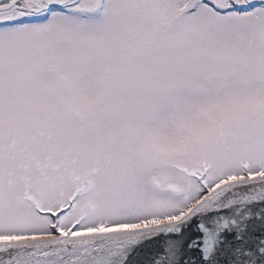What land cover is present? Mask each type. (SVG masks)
Returning a JSON list of instances; mask_svg holds the SVG:
<instances>
[{
    "label": "snow or ice",
    "instance_id": "1",
    "mask_svg": "<svg viewBox=\"0 0 264 264\" xmlns=\"http://www.w3.org/2000/svg\"><path fill=\"white\" fill-rule=\"evenodd\" d=\"M0 264H264V0H0Z\"/></svg>",
    "mask_w": 264,
    "mask_h": 264
}]
</instances>
